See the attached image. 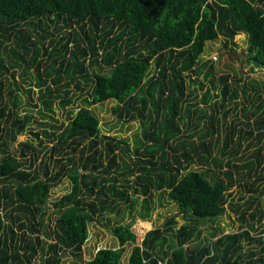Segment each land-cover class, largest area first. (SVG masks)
<instances>
[{"label":"trees","instance_id":"1","mask_svg":"<svg viewBox=\"0 0 264 264\" xmlns=\"http://www.w3.org/2000/svg\"><path fill=\"white\" fill-rule=\"evenodd\" d=\"M50 16L73 30L60 38L59 48L48 51L41 35L35 39L26 25L33 29L34 19L39 23ZM239 33L246 35L247 62L264 67V0H0V46L13 41L22 52L10 49L25 65L21 74L35 63L37 43L50 60L43 76L39 62L35 68L43 105L38 113L47 116L57 99L61 106L69 102L71 81L76 90L89 89L85 105L66 123L35 121L47 138L43 150L48 153L33 164L41 149L34 154L31 140L10 149L31 115L20 114L18 94L2 87L1 77L20 62L5 65L0 55V264H31L38 252L43 264H58L64 251L80 257L89 223L117 211L121 203L134 209L138 199V215L146 219L153 193L162 191L185 217L182 224L176 227L170 217L137 244L130 223L115 222L111 231L118 246L96 249L83 264H264V234H250L262 219L264 231V100L252 77L241 84L240 77L223 73L213 83L212 64L200 58L208 42L220 38L225 48ZM191 83L203 89L200 102L188 103L198 89ZM251 94L256 99L252 109ZM109 99L116 102L112 111L119 118L140 122L132 165L116 152L132 159L128 146L100 135L89 107ZM230 104L232 109L240 104L242 115L235 112L227 121ZM221 129L225 134L218 145ZM244 143L252 149L238 155ZM121 168H128L123 174H135L134 186L127 178L117 181ZM61 176L71 185L52 202L55 218L45 226L49 190ZM237 184L248 193L241 204L229 200ZM226 206L248 228L183 246L199 222L221 215ZM243 241L260 248L245 252ZM126 243L132 247L123 261Z\"/></svg>","mask_w":264,"mask_h":264},{"label":"rangeland","instance_id":"2","mask_svg":"<svg viewBox=\"0 0 264 264\" xmlns=\"http://www.w3.org/2000/svg\"><path fill=\"white\" fill-rule=\"evenodd\" d=\"M52 19V16H50L49 19L40 18L39 23H37L38 21L34 19L33 22L37 25H35L33 29H31L32 27L30 25H26V29L31 32L32 37L38 39V37L41 35L40 41L43 42L48 51L51 47L59 48L61 46V43L63 42H59L60 38L66 37L68 33L71 34L73 30L72 28L64 27L61 21L56 20L53 22L51 21ZM74 30L79 31L77 27H75ZM234 42V44L230 43L225 48L222 47V40L220 38L206 44L203 54L200 58L202 60L209 61L213 66V74L209 78L213 80V83L217 84L218 76L223 73H228L231 77H240V83L242 84L244 82L246 84L249 78L252 77L257 81L259 85L260 99L264 100V67H254L252 63L247 62V41L246 35L244 33L237 34L234 37ZM37 44L39 46V53L36 56L35 63L29 65L28 72L24 75H22L21 73L23 71V66L25 65H23V63L20 62V60H18L10 50L13 47L16 48L14 42L11 41L9 43L7 41H4V43L0 46V55L2 56V62L5 65L9 64V60H12L18 64L20 62V66H9L8 73L1 77V81L3 83L2 87L4 88V90H6L8 87H11L12 89H14V92L18 94L20 98L18 111L20 112V114L26 112L31 115V121L27 125L24 133L17 136L16 141L13 143L10 149H19L20 147H18L17 144L19 141H24L26 139L31 140L34 146V154L37 153L38 149H41V152L38 153L37 159L33 162V164L36 165L39 161V157L45 151L43 149L44 147H46L45 145L47 144V138L42 134V128L39 124L35 123V121L47 122L48 124H52L55 126L60 122L66 123L68 117L72 116L76 112L78 107L85 105L83 99L89 97L86 92L89 90L88 88H85V90H76L74 82L71 81L69 82L68 86L70 89V93L68 94L70 98L69 102H67L64 106H61L59 100L57 99L52 105V110L50 112H47V116L42 117L38 113V110H42L43 105L38 99V88L35 85V68L36 64L39 62V65L37 66H39V73H41V75L43 76L42 68H44V65L47 64L50 60L47 59L46 55L42 54L43 48L41 44ZM16 50H18V48H16L15 51ZM227 50L229 52H227ZM18 52L22 53L19 50ZM58 65V62L55 63V66ZM11 72H13V76ZM233 72H236V76H232ZM47 79L49 80L50 78ZM65 80L66 79H62L61 83H64ZM203 81L207 87L210 85L208 79H203ZM190 87L198 88L197 83H191ZM27 89H30V91L27 92ZM202 92L203 89H195L189 95L188 103L200 102ZM250 93H252V91ZM251 96L252 99H249V102L251 100L253 101V104H251L252 109L256 104V99L254 98V94H251ZM237 100L239 102L244 101L241 95H239ZM209 102L211 103L212 99ZM115 103L116 102L114 100L109 99L101 103L90 104L89 107L96 114L99 120L100 135L109 136V138H114L113 140L122 139V146H124V144L128 146V150L126 151L128 154H130L132 159H128L120 150H117L116 152L118 154V159L123 158L128 163H130V165H132V162L135 160V155L132 152V147L134 144L135 136L140 134L141 131L140 122L139 120H126L124 117L119 118L112 111ZM10 106L11 104H9V107ZM232 107V104H230L231 110L226 115L227 121H229L231 117L234 116L235 112L238 116L242 115V112H240V104H238L234 109H232ZM48 129L50 130V127ZM33 131L37 132L38 135L35 136L33 134ZM224 134L225 131L221 129L219 133L218 145L222 144ZM50 144L51 143H48V146ZM251 149L252 147L248 148L244 143L242 151L238 155L243 152L245 153ZM47 153L48 152H45L44 155H46ZM50 167L51 163L49 165V169H51ZM191 167L194 168L195 166ZM52 169L54 171V168ZM127 169L128 168H121L118 173L115 174L119 183H122L124 179L127 178L131 181L132 187L135 185V174H123L122 172L127 171ZM70 185V180L66 176H61L56 185L50 188L47 201L49 207L46 209V214L43 218V223L45 226H51L55 218V214L53 213V209L51 207L52 202L55 198L67 192L70 188ZM131 190H129V192H131ZM230 191L231 192L229 195V200H232V202L235 203L241 204L243 200L241 198L248 195V193L244 191V187H240L239 184L234 185L230 189ZM260 200H262V204L264 206V195H262ZM152 201L153 203L149 210V216L146 219H142L138 215V212L140 210V201L138 199L134 209H131L125 203H121L117 211L104 214L103 218H101L100 220H93L88 225V235L86 241L82 245L81 256L76 257L73 254L64 251L60 254L61 257L58 264H83V262L88 260L94 254L96 249L100 247H117L118 241L111 231V226L115 222L130 223L131 229L136 234V243L140 244L141 239L146 231L155 227H164L165 222L168 218H174V220L176 221V227L185 221V217L180 212H178L176 204L167 198L165 191L153 193ZM240 210H243V207H241ZM238 215L239 213L232 212L226 206L225 211L221 215L199 222L197 224V229L193 238L190 241L184 243L183 246L189 248L195 245L200 246L206 243L208 240H215L222 234L238 232L243 228H248L246 223H240L237 218ZM245 218L248 219V215H245ZM261 222H263V219L260 221V223L255 222L256 230L250 231V234L255 236L264 234V231H262L263 226ZM40 238H42L41 234ZM47 241L51 242V239H47ZM124 246L125 250L122 257L123 261L126 260V257L131 250L132 244L126 243ZM250 248H254L255 250H257L260 248V244L255 242L243 241L244 251L246 252ZM43 260V255L38 252L36 256L31 260V264H43Z\"/></svg>","mask_w":264,"mask_h":264}]
</instances>
